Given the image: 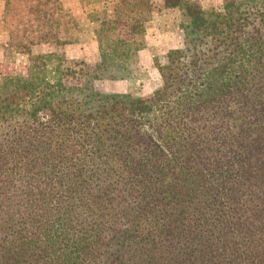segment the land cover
Wrapping results in <instances>:
<instances>
[{"label": "trees", "instance_id": "16d2710c", "mask_svg": "<svg viewBox=\"0 0 264 264\" xmlns=\"http://www.w3.org/2000/svg\"><path fill=\"white\" fill-rule=\"evenodd\" d=\"M4 1L0 264H264V0L105 1L93 69L62 0ZM152 24L181 38L161 85L101 92Z\"/></svg>", "mask_w": 264, "mask_h": 264}, {"label": "rangeland", "instance_id": "374dc122", "mask_svg": "<svg viewBox=\"0 0 264 264\" xmlns=\"http://www.w3.org/2000/svg\"><path fill=\"white\" fill-rule=\"evenodd\" d=\"M108 0H62L65 9V18H75L81 25L83 34L80 43L66 46L63 51L71 60L84 61L93 69L100 61L99 49L95 36L96 25L92 22V15L104 7ZM110 1V0H109ZM203 8L210 9L221 5L223 0H193ZM156 10L163 8L162 0H154ZM5 1L0 0V74L4 72V47L9 37L3 22ZM166 17L174 25L178 24L180 14L178 10L167 13ZM133 40L143 43L145 48L139 56V64L132 76L127 80H103L97 88L104 93H129L134 96L147 97L161 85V78L156 68V62H162L165 54L181 47V38L174 32H163L152 24L147 33L132 37ZM52 45H41L34 49V55L56 51ZM31 58L25 55L17 56L19 66L25 65Z\"/></svg>", "mask_w": 264, "mask_h": 264}]
</instances>
